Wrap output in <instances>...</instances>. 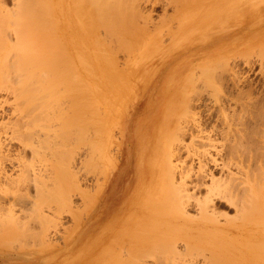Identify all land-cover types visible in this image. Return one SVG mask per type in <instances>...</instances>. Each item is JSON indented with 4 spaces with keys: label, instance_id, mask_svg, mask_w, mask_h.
I'll use <instances>...</instances> for the list:
<instances>
[{
    "label": "rangeland",
    "instance_id": "374dc122",
    "mask_svg": "<svg viewBox=\"0 0 264 264\" xmlns=\"http://www.w3.org/2000/svg\"><path fill=\"white\" fill-rule=\"evenodd\" d=\"M16 1L20 0H0V38H2L0 39L2 45L0 47V237L2 235L0 264H159L158 258L164 259L169 255L167 258L172 259V255L168 253L171 246L166 245L170 242L177 245L178 250L183 249L187 242L199 244L198 247L193 248L195 251L197 248L201 250L200 252L204 251L208 257L212 256L210 259H213V263L209 264H264V0H135L138 1L134 3L139 10L134 14L137 16L135 19L134 16L131 17L133 12L129 11L130 1L127 0L128 3L125 1L127 4H124V1L120 0L122 3L120 6L119 0H111V2L108 0L107 4L106 0H103L104 2L98 0L100 4L99 6L95 4L98 9H94V15L98 17L102 14L107 18L104 20L101 16L100 20L103 19L108 24L111 12L112 16L114 13V17H119L122 13L123 15H120L119 20L115 18V22L111 21L115 24L113 29L105 23H93L94 34L78 31L76 8L72 0H48L54 5L52 11L50 10L54 14H48L51 16L47 22L43 15L38 16L40 22L36 25H40L39 28L42 29H38L39 33L35 39L25 36V32H22L25 30L24 26L21 30L19 27L15 30L17 20L15 22L14 11L20 5L18 4L20 2L16 3ZM34 1V4L39 5L36 10L38 14H44V7L41 6L44 0ZM102 4L105 5V9L104 6L102 8ZM117 5L120 6L118 10ZM99 8L102 9L101 13ZM18 9H21V12L26 11H22L24 9L22 7ZM106 9L110 10V13H106ZM20 11L21 16L25 13L24 19L21 20L25 23L28 14ZM42 22L45 24L42 25ZM116 24L117 27L120 24V28H117ZM49 25L54 30L49 28ZM50 29L54 31V35ZM50 35H53L57 41ZM20 39L22 42L19 41ZM29 41L33 42L34 50L38 48L41 52L35 60L38 63L31 67L32 78L28 81V85L23 87L17 82L18 75L22 82L21 78L25 77L22 74H25L26 70L18 68L15 69L16 72L13 63L24 55V50L30 45ZM46 46L49 50L45 49ZM18 49L23 55L17 51ZM49 53L51 58L47 56ZM39 56L42 58L40 59ZM82 57L93 61L94 66L95 64L104 66L105 60H112L111 62H114L118 69L116 71L118 74L112 73V78L118 82L116 84L121 86L118 89L119 98L114 97L112 103L113 109L116 108L115 111L112 109L113 120L108 134L97 135V138L103 136L101 155L97 154L100 150L95 153L94 148L91 149L89 145L88 139L94 140L93 128L85 127L82 130L73 122L72 125L63 126L62 129L60 123L61 116L65 114L68 115L64 117L65 120L75 121L78 118L69 119L73 117L70 116L74 115L73 112L76 114L74 95L80 88L79 83H75L78 82L76 79L79 73L83 72L88 78V87L92 89V93L94 92V77L91 75L93 72L91 74L84 72L80 63ZM202 67L205 68L204 71L207 70L208 76L204 79L206 75L204 71L202 73L205 75L198 76L197 70L198 81L194 82L196 89H192L195 91V96L190 93L192 90L188 91L192 98L191 105L194 107L191 108L200 117L202 132L209 131L207 134H210V137L216 135V139L221 140H217L219 148L224 147V150L220 151L221 156L225 158L228 151L237 155V164L240 166L230 164V169L234 172L229 174L225 171V175L229 177L223 175V170L213 168L212 170L216 176L222 173L220 176L237 181V192L241 189L239 191L241 194H238L242 196L238 201L244 199L247 203L249 199L250 202L251 200L255 202L254 204L252 202L255 210H251L250 213L248 210V214L246 212L243 215L241 212L244 211L239 210L238 215L235 213L236 206H233L235 205L233 202L237 201V194V197L234 196L236 200L232 198V201L228 196L223 200L215 199L213 206L216 204L214 208L217 209L215 208L214 211L217 212L215 216L218 221L212 222L211 225L204 224V221L197 214L195 215L196 211L191 205L187 206L186 214L178 213L169 202H161V198L156 199L155 196L161 192L164 184L155 173L159 168L157 162L152 160L155 152L152 151L148 157L146 156V149L159 120L156 113L174 94V89L179 92L180 85L176 83L187 73V70ZM19 69L23 71L21 72L23 77ZM62 73L68 77L67 81L66 78L61 81ZM39 81L45 84L42 85ZM204 81L210 83L204 84ZM11 85L14 87L17 85L18 89L24 88L20 89L23 94L32 92L30 96L33 101L30 102L31 100L28 99L30 96L26 94V96L20 94L22 97H19L18 89H12ZM25 88L26 91L29 88L27 92ZM33 90L36 94H33ZM42 102L46 103V106ZM25 107L29 108L28 113L35 112L34 117L27 113L35 118L33 120L28 116L30 122L41 117L40 120L33 122L34 125L26 120L27 115L23 112ZM101 109L100 107V113ZM46 116L49 120V116L51 117V123L46 124H61L58 125L62 129L61 132L69 133L66 137L70 143H65L64 147L57 146V150L61 147L63 151L58 150L57 154L53 143L56 139L52 142L51 137L52 143H49V149L44 150L47 152L51 150L56 154L53 155L49 151L52 154L50 155L43 151L45 160H42V155L38 158L28 146H25L24 143L28 141L24 131L28 130L27 127L30 129L33 127L32 130L40 132V125L43 124ZM27 121L30 126L25 125ZM23 124L26 127H23ZM58 126L57 129H60ZM19 127L21 133L18 134ZM53 129H56L55 125ZM52 130L49 131L50 134ZM235 131L236 147L230 148ZM187 137L189 138L188 133L184 139L187 140ZM198 139V136L194 137V142H198ZM64 153L68 158L70 156L68 153L73 155L70 156L73 159L70 163L71 167H65L68 170L64 167L60 168L64 164L61 163L64 159L61 156ZM184 154L185 152L183 157ZM209 167L212 166L209 164ZM232 176L235 178H231ZM249 177L248 181L252 185L250 183L248 185L245 181ZM254 178L256 181L253 180ZM243 181L249 186L247 187L250 188V192L254 189L253 193H246L249 190L246 185L244 186ZM17 191L19 193L15 194ZM13 192L15 193L12 195ZM63 192L65 195H62ZM57 193L63 197L56 200V203L54 196ZM252 194L253 197L248 198ZM62 198H67L69 202L63 201ZM58 202H61V205ZM249 205L250 203L247 207ZM237 216L240 218L237 219ZM210 250L213 253H210ZM177 260L175 257L172 261L167 260L160 264H175V261L179 264Z\"/></svg>",
    "mask_w": 264,
    "mask_h": 264
},
{
    "label": "bare ground",
    "instance_id": "6f19581e",
    "mask_svg": "<svg viewBox=\"0 0 264 264\" xmlns=\"http://www.w3.org/2000/svg\"><path fill=\"white\" fill-rule=\"evenodd\" d=\"M33 1L34 0H20V1H16V3L17 2H20V3H18V4H20L19 5V7L21 8H24V9H22V11L23 10H26V11H23V12H26V14H28V16H27V19L25 20L26 22L25 23H23L21 20L22 19H24V15H25V13H23V12H21L18 8L19 7H17V4H15L16 5V7H17V9H18V11H17V9L14 11L16 14H17V12H18V14L16 15L15 13H14V16L16 17H14V19H15V22H16V20H17V23H15V30H17V28L19 27V29L21 30V27L22 26H24L25 27V30H22V32H25V36H28V37H33V39H35V37L38 35V33H39V31H38V29L39 30H41L40 28H39V26H37L36 25V23H39L40 21H38V16H42L43 15V17H45V22H47V20H48V18H49V16H51L52 14H54V13H51L50 12V10H51V8H52V6L54 7V5L50 2V1H48V0H44V3L41 5L40 3V5L42 6V7H44V12L46 13V15H45V13L44 14H38V12L36 11L37 10V7L39 6V5H37V4H34L33 3ZM42 1V0H41ZM59 1V0H58ZM73 2V6L76 8V23H77V29H78V31H80L81 33H90V34H94L93 33V23L94 24H98V23H101V24H106V25H108V26H110V27H112V29H113V27L115 26V24L113 23V22H111V21H116V19L115 18H117V20H119L118 18H120V15H119V17H114V13H113V16H112V12H111V14L109 15V18H108V24L104 21L105 19L107 20V18H105V16L103 17V15L101 14V15H99L98 17L97 16H95L94 15V9H98V4H100V1H98V2H94V0H72ZM107 1L108 0H106V4H107ZM124 1V4H127L129 1V3H128V7H129V5L131 4V7H129V11H130V13L131 12H133V14L131 15V17H133L134 16V14H136V12H137V5L135 6V3L136 2H138V1H135V0H128V2H127V0H123ZM125 1L127 2V3H125ZM134 1H135V3H134ZM35 2V1H34ZM43 2V1H42ZM102 2H104L103 0H102ZM109 2V1H108ZM110 2H111V0H110ZM22 3V4H21ZM97 3V5L98 6H96L95 4ZM115 3H117L116 1H115ZM120 0H119V5H120ZM134 3V4H133ZM60 4V3H59ZM105 4V3H104ZM104 4H102V8H103V6H104V9H105V5ZM122 4V3H121ZM108 5H109V3H108ZM114 5V4H113ZM134 5V6H133ZM2 6V5H1ZM61 6V5H60ZM121 6V5H120ZM120 6H116L117 7V10H118V8L120 7ZM125 6V5H124ZM133 6V7H132ZM97 7V8H96ZM113 7V6H112ZM62 8V7H61ZM106 8H107V6H106ZM109 8H111L110 6H109ZM132 8V9H131ZM103 9V10H104ZM123 9V8H122ZM131 9V10H130ZM136 9V11H134V10ZM75 10V9H74ZM74 10H73V12H74ZM102 9L101 8H99V12L101 13L102 11H101ZM114 10V9H113ZM9 11V10H8ZM17 11V12H16ZM19 11L21 12V13H23L22 15L23 16H21V14L19 13ZM52 11V10H51ZM96 11V10H95ZM106 11H107V9H106ZM110 11V10H109ZM109 11H107L106 13H108ZM122 11H124V10H122ZM128 11V12H129ZM139 11V10H138ZM74 12V13H75ZM104 12H105V10H104ZM118 12V11H117ZM5 13V12H4ZM51 13V15H49L48 16V14H50ZM100 13H98V14H100ZM110 13V12H109ZM119 13H121V12H119ZM63 14V13H62ZM97 14V15H98ZM138 14V13H137ZM4 16L6 15V14H3ZM45 15V16H44ZM108 15V14H107ZM115 15H116V13H115ZM122 15H123V13H122ZM121 15V16H122ZM140 15V14H139ZM142 15V14H141ZM3 16V17H4ZM7 16V15H6ZM5 16V17H6ZM17 16H19V18L17 17ZM47 16V17H46ZM103 17L104 18V20L102 19V20H100V17ZM107 17V16H106ZM114 17V18H113ZM137 16L135 15L134 16V19L136 18ZM7 18H10V17H8L7 16ZM62 18V17H61ZM75 18V17H74ZM114 20H113V19ZM124 18V17H123ZM130 20H131V18L130 17H128ZM143 18H145L144 16H143ZM53 19V18H52ZM146 19V18H145ZM19 20V21H18ZM24 21V20H23ZM43 21V20H42ZM54 21H55V19H54ZM101 21H104V22H101ZM110 21V22H109ZM121 21V20H120ZM133 21H135V20H133ZM132 21V22H133ZM22 22V23H21ZM7 23H9V22H7ZM43 23V22H42ZM53 24V22H49V24ZM113 23V24H112ZM4 24V23H3ZM14 24V23H13ZM45 23H43L42 25H44ZM51 24V25H52ZM55 25V24H54ZM105 25V26H106ZM117 25L118 24H116V27H117ZM10 26V25H9ZM14 26V25H13ZM47 26H48V24H47ZM119 26H120V24H119ZM118 26V27H119ZM23 27V28H24ZM42 27V26H41ZM117 27V28H118ZM122 27V26H121ZM45 28H46V26H45ZM49 28H52V27H50V25H49ZM49 28H47V29H49ZM120 28V27H119ZM123 28V27H122ZM12 29H14V28H12ZM46 30V29H45ZM44 30V31H45ZM51 30V29H50ZM52 30H54L53 28H52ZM51 30V31H52ZM44 31H42V32H44ZM12 32V31H11ZM18 32H19V30H18ZM48 32V31H47ZM54 31H52V33H53ZM1 33H2V31H1ZM10 33V32H9ZM14 33V32H13ZM45 33V32H44ZM49 33H51V32H49ZM51 33V34H52ZM3 34V33H2ZM23 34V33H22ZM47 35V34H46ZM49 35V34H48ZM53 35H54V33H53ZM53 35L51 36L52 38H54L53 37ZM94 36H96V35H94ZM1 37V36H0ZM24 37V36H23ZM27 37V38H28ZM51 37H49V38H51ZM56 37V36H55ZM137 37V36H136ZM58 38V37H57ZM0 39H2V38H0ZM3 39H5V38H3ZM29 39V38H28ZM27 39V40H28ZM33 39H32V41H33ZM94 39H95V37H94ZM125 39V38H124ZM136 39V38H135ZM14 40H15V38H14ZM54 40H56L55 38H54ZM97 40V39H96ZM4 41V40H3ZM19 41H21V39L19 40ZM51 41V40H50ZM57 41V40H56ZM60 41V40H59ZM104 41V40H103ZM15 42L18 44V42H17V40H15ZM22 42V41H21ZM20 42V43H21ZM55 42V41H54ZM96 42V41H95ZM105 42V41H104ZM104 42H102V43H104ZM3 43V42H2ZM16 43L14 44V45H16ZM28 43V42H27ZM29 43H30V45H28V49H23L24 51H25V53H24V55H23V53H21V50H17L18 52L20 51V53L23 55V56H21L20 57V59L19 60H16V62H14L13 64H15V67L16 68H14V70L15 69H18V68H20V69H22V68H24L26 71H25V74H22L23 76L25 75V77H23L22 75H21V72H23V71H21L20 69V75L23 77V78H21V80H22V82L20 81V77H19V75H18V83H20V84H22V86L23 87H25L24 85H28L27 83H28V81H30V78H32V77H30V76H32V69H31V67H32V65L33 64H36V63H38L37 61H35L36 59H37V57H38V54H40V52H41V49H38V48H36V50H34L35 48H33L32 46H34V44H33V42H30L29 41ZM36 43V42H35ZM60 43H62L61 41H60ZM97 43H98V41H97ZM101 43V44H102ZM0 44H1V41H0ZM3 44H5V42L3 43ZM33 44V45H32ZM42 44V43H41ZM41 44H36V45H41ZM125 44V43H124ZM19 45V44H18ZM17 45V46H18ZM44 45V44H43ZM42 45V46H43ZM97 45V44H96ZM2 45H0V47H1ZM63 46V45H62ZM61 46V47H62ZM101 46V45H100ZM106 46V45H105ZM109 46V45H108ZM13 47H15V46H13ZM24 47V46H23ZM102 47V46H101ZM40 48V47H39ZM48 49L49 50V48L46 46L45 47V49ZM52 48V47H51ZM65 48V47H64ZM96 48H98V47H96ZM100 48V47H99ZM106 48H109V47H107L106 46ZM12 49H14V48H12ZM22 49V48H21ZM46 49V50H47ZM67 49V48H66ZM9 50V49H8ZM42 50H43V47H42ZM51 50V49H50ZM97 50V49H96ZM106 50V49H105ZM108 50V49H107ZM15 51V50H14ZM45 51V50H44ZM104 51V50H103ZM108 51H110V50H108ZM100 52V51H99ZM106 52V51H105ZM112 52V51H111ZM42 53H43V51H42ZM41 53V54H42ZM67 53V52H66ZM79 53H80V51H79ZM85 53V52H84ZM47 54H48V52H47ZM105 54V53H104ZM44 55H45V53H44ZM44 55H42V57L44 56ZM68 55V54H67ZM90 55V54H89ZM98 55H100V53L98 54ZM110 55H111V53H110ZM47 56H51V54L49 53V55H47ZM85 56V55H84ZM104 56V55H103ZM103 56H101V58L103 57ZM106 56V55H105ZM42 57H40L39 56V58L41 59ZM49 57H46V59H49ZM18 58V57H17ZM51 58V57H50ZM65 58V57H64ZM98 58V57H97ZM106 58H107V56H106ZM110 57L108 56V59H109ZM112 59H113V56L111 57ZM43 59H45V57H43ZM42 59V60H43ZM66 59V58H65ZM64 59V60H65ZM105 60L106 61V63H105V65L103 66V65H97V64H95L96 66H94L93 64V61H89L88 59H87V57H82L81 59H80V63H81V65H82V69L84 70V72L86 73V72H89L90 74H91V72H93L91 75L94 77V92L92 93L91 91H92V89L90 88V87H88V84L89 83H87V80H88V78L83 74V72L82 73H79V75H78V78L76 79V80H78V82H75V83H79L78 85L80 86V88L78 89V92H76V90H75V95H74V97H75V100H74V108H75V110L74 111H76V114H75V112H73V114L74 115H70V116H73V117H75V115H76V117L75 118H73V117H70L69 119H73V120H75L77 117V119L75 120V121H69L68 119L67 120H65L64 119V117L66 116V114H65V116H61V122H60V120H58L61 124H58L59 126L61 125V128L63 129V126H69L70 124L72 125V123L73 124H76V126L77 127H79V129H82V130H84L85 129V127H90V129L91 128H93L92 130H94V140H92V141H94L93 142V144H90V143H92V141L90 140V139H88V141H90V143H89V145H93L92 147L90 146V148L92 149V148H94V151H95V153L97 152V151H99L97 154L98 155H101L102 153H101V151H102V149H100V147L102 148V141H101V138L103 137H99V138H97V135L99 136V135H102V134H108V130H109V127H110V124H111V122H112V118H113V112H112V109H113V105H112V103H113V100H114V97H117V99L119 98V90L118 89H120L121 88V86L119 87V84H116V83H118V82H116L115 81V79H113L112 78V73H114V72H116V71H118V69L116 68V66H115V64H114V62H111L110 60ZM94 60V59H93ZM98 60V59H97ZM96 60V61H97ZM46 61V60H45ZM55 61V60H54ZM79 61V60H78ZM104 61V60H103ZM66 62V61H65ZM91 62V63H90ZM2 63H4V62H2ZM45 63V62H44ZM96 63H98V62H96ZM92 64V65H91ZM40 65V64H39ZM46 65V64H45ZM65 65V64H64ZM2 66H3V64H2ZM41 66H43L44 67V65H41ZM49 66V65H48ZM47 66V67H48ZM53 66V65H52ZM52 66H50L51 68H52ZM94 66V67H93ZM5 67H7L6 65H5ZM9 67H10V65H9ZM12 67V66H11ZM42 67V68H43ZM66 67V66H65ZM120 67V66H119ZM211 67V66H210ZM13 68L11 69V70H13ZM34 69H36L35 67H34ZM14 70L12 71V72H14ZM18 70V71H19ZM23 70V69H22ZM41 70V69H40ZM65 70H67V69H65ZM197 70H198V72H200V73H198L197 72ZM205 70V68L204 67H202V68H197V69H189V70H187V73L186 74H184V76H179V77H181L179 80H178V82L176 83L177 85L179 84L180 85V89H178L179 90V92L177 93L176 92V89H174V94H172V96L170 97V98H168V100L166 101V103H165V105H164V107L160 110L159 109V111L156 113V116H158V118H159V120L157 121V123H156V126H155V131H154V135L152 136V138H151V142H150V144H149V146L147 147V149H146V156L148 157L149 156V153L150 152H155V155H153L152 156V160L153 161H156L157 162V164L159 165V168H157V172H156V170H155V173L157 174V176L158 177H160V179L162 180V182H163V189L161 190V192L159 193L158 192V194H157V196H155L156 197V199L157 198H159V200H160V198H161V202H169V205L170 204H172L173 206H174V209L176 210V212H180V213H184V214H186L187 213V210H186V208H187V206L188 205H191L194 209H195V211H196V213H195V215L197 214L201 219H202V221H204L203 223L204 224H212V222H216V221H218L217 219H216V213L217 212H215L214 211V209L216 208H214V206L216 205H214L213 206V203H214V200L215 199H221L222 198V200H223V198L225 199V197L226 196H228L229 198V200L231 199V201H232V198H234V196H236V194L238 195V198H236L237 199V201H238V199H239V197L241 196V195H239V194H241L239 191H241V187H240V185L242 184L243 185V183L241 182V184L239 185V191L237 192V187H238V183H237V181L236 182H234L233 180L231 181L229 178H225V177H223V175H225V173L227 172V173H231L232 171H231V169H230V164H232V166H239L238 164H237V155L235 156V154H231V152H227L226 153V157L224 158V157H222L221 156V153H220V151L222 152V150H224L223 148L224 147H220L219 148V146L220 145H218L219 144V142H217V140L218 139H216L217 138V136L215 137L214 135H212V136H214V137H210L207 133L209 132H207L206 133V130L204 129V127H203V129L205 130V131H203L202 132V126H201V120H200V117H199V115H198V113L195 111V110H193L192 108H194V107H192V103H191V95L190 94H188V91H190V90H192V89H196L194 86H195V84H194V82H195V80H196V78H197V74H198V76H199V74L201 75V74H204V73H202V71H204ZM10 71V70H9ZM8 71V72H9ZM16 71V70H15ZM35 71V70H34ZM62 71H64V70H62ZM207 71V70H206ZM206 71H204L205 72V74H206ZM17 72V71H16ZM36 72V71H35ZM38 72V71H37ZM65 72V71H64ZM196 72H197V74H196ZM46 73V72H45ZM117 73V72H116ZM118 74V73H117ZM204 74V75H205ZM9 75V74H8ZM11 75V74H10ZM37 75H40V74H37ZM37 75H35V77L37 78ZM52 75V74H51ZM115 75V74H114ZM119 75H120V73H119ZM203 75V76H204ZM6 76H7V74H6ZM15 76V75H14ZM118 76V75H117ZM208 76V74H206L205 76H204V79H206L205 77H207ZM41 77V76H40ZM53 77V76H52ZM58 77H60V76H58ZM201 77V76H200ZM212 77V76H211ZM66 78V80L65 81H67L68 79V77L65 75V73L63 74L62 73V77H61V81H64V79ZM16 79V78H15ZM15 79H14V81H15ZM35 79V78H34ZM38 79V78H37ZM42 79V78H41ZM51 79V78H50ZM53 79H54V77H53ZM59 79V78H58ZM121 79V78H120ZM7 80H9V79H7ZM49 80V79H48ZM60 80V79H59ZM11 81V80H10ZM9 81V82H10ZM20 81V82H19ZM34 81V80H33ZM44 81H46V78H44ZM49 81H51V80H49ZM196 81H198V80H196ZM16 82V81H15ZM16 82V83H17ZM39 82H41V81H39ZM38 82V83H39ZM60 82V81H59ZM176 82V81H175ZM206 82H209V81H206ZM205 81H204V84L206 83ZM17 83V84H18ZM31 83V82H30ZM36 83V82H35ZM37 83V84H38ZM47 83H49V84H51L52 82H47ZM210 83V82H209ZM36 84V85H37ZM40 84V83H39ZM41 84L42 85H44L45 83H43V82H41ZM175 84V83H174ZM202 84V83H201ZM203 84V85H204ZM13 85H14V83H13ZM33 85H34V83H33ZM76 84H74V86H75ZM78 85H76V86H78ZM172 85V84H171ZM205 86V85H204ZM11 87H12V89H14V88H17V85H16V87H14V86H12L11 85ZM18 87H20L19 85H18ZM27 87V86H26ZM31 87H32V84H31ZM46 87H47V85H46ZM49 87V86H48ZM93 87V86H92ZM119 87V88H118ZM194 87V88H193ZM197 87V86H196ZM22 88V87H21ZM20 88V89H21ZM36 88V87H35ZM77 87H75V89H76ZM11 89V90H12ZM18 89V88H17ZM20 89H18V92H19V97H22V96H20V94H22L23 96H26V95H28V96H30V94L32 93V92H28V93H30V94H26V93H22V91L20 90ZM22 89H24V88H22ZM29 89V88H28ZM28 89H27V91H28ZM36 89H38V88H36ZM14 90H16V89H14ZM43 90V89H42ZM202 90V89H201ZM26 91V88H25V92H27ZM31 91H32V89H31ZM34 91V90H33ZM118 91V92H117ZM14 92V91H13ZM50 92H51V90H50ZM49 92V93H50ZM193 93V96H195L194 94V92L195 91H190V93ZM199 92H200V88H199ZM198 91H197V93H199ZM202 92H203V90H202ZM205 92V91H204ZM36 94V92L34 91L33 92V94ZM37 93H40V92H37ZM17 94V93H16ZM16 94H14V95H16ZM26 94V95H25ZM18 95V94H17ZM197 95V94H196ZM200 95V94H199ZM50 96V95H49ZM198 96V95H197ZM201 96H202V94H201ZM18 97V96H17ZM16 97V98H17ZM31 97L32 96H30V98H28L29 100H31L30 102H32L33 100L31 99ZM197 98H199V97H197ZM18 99V98H17ZM24 99V98H23ZM27 99V98H26ZM27 99V101H29ZM117 99H115V101L117 100ZM200 99V98H199ZM20 100V99H19ZM19 100H17V101H19ZM40 100H41V98H40ZM43 101V100H42ZM194 101V100H193ZM45 102H46V100H45ZM34 103H36V102H34ZM33 103V104H34ZM43 103V102H42ZM27 104H28V102H27ZM30 104V103H29ZM32 104V103H31ZM30 104V105H31ZM44 104V103H43ZM42 104V105H43ZM52 104V103H51ZM38 105H41V103L39 104L38 103ZM45 106H46V103L44 104ZM47 105H48V103H47ZM19 106V105H18ZM22 106H24V105H22ZM21 106V107H22ZM34 106V105H33ZM55 106V105H54ZM60 106V105H59ZM44 107V106H43ZM100 107L102 108L101 109V113L99 112V110H100ZM192 107V108H191ZM230 107V106H229ZM19 108V107H18ZM42 108V107H41ZM61 108V107H60ZM24 109V108H23ZM27 109H29V108H26L25 107V109H24V115H27V113L29 112ZM31 109H33V108H31ZM30 109V110H31ZM35 109V108H34ZM59 109V108H58ZM197 109V108H196ZM222 109V108H221ZM26 110V111H25ZM37 110H41V109H37ZM36 110V111H37ZM42 110H43V108H42ZM114 110V109H113ZM115 110H116V108H115ZM114 110V111H115ZM15 111V110H14ZM21 111H22V108H21ZM35 111V110H34ZM59 111V110H58ZM40 112V111H39ZM53 112H55V111H53ZM15 113V112H14ZM22 113V112H21ZM42 113H43V111H42ZM115 113V112H114ZM28 114H31L33 117H34V114H35V112H34V114H32V113H28ZM37 115H39L38 113H36ZM41 114V113H40ZM78 114V115H77ZM92 114V115H91ZM22 115V114H21ZM31 115H27L26 116V120L28 119L27 117L28 116H30L31 117ZM36 115V116H37ZM53 115V114H52ZM39 116H42V115H39ZM68 116V115H67ZM66 116V117H67ZM29 117V118H30ZM33 117H31V119H35V118H33ZM57 117V116H56ZM55 117V118H56ZM62 117H63V119L65 120H63L62 119ZM40 118L41 117H37V119H39L40 120ZM49 118H50V120L48 119V116H46L44 119L45 120H43V124L42 125H40V132L39 131H35V130H32V129H34L33 127L30 129L29 127H27L28 128V130H26V132L24 131V135L26 136V139H27V141H28V143H24L25 144V146H28L30 149H31V152H33V153H35L36 154V156H38V158H40L41 156L40 155H44V153L45 152H47V150H44V149H46V148H48L49 149V143L51 142V140H52V142H53V139L55 140V142H53V143H55V148H54V150H56L57 151V154H58V150L60 151H62V148L61 147H59L60 149H56V147L57 146H65V143H70V141H69V139H67V137H66V134H68L69 135V133H64V132H61V128L55 123H52V124H54L55 125V128L56 129H53L54 128V125H53V127L50 129V127L52 126V124H50L51 122V117L49 116ZM58 118V117H57ZM225 118V117H224ZM31 119L29 120L28 119V121L30 122L31 121ZM37 119L35 120V121H32V122H30V124L31 125H34V123L33 122H36L37 121ZM43 119V118H42ZM41 119V120H42ZM227 119V118H226ZM24 120V119H23ZM39 120H38V122H39ZM57 120V119H56ZM63 120V121H62ZM78 120V121H77ZM28 121L26 122V124L25 125H28V126H30V124H28ZM44 121H46L45 122V124H44ZM52 121H53V119H52ZM69 122V123H65V122ZM37 122V123H38ZM47 122H50L49 124H46ZM57 122V121H56ZM225 122V121H224ZM22 123V122H21ZM227 124H228V122H226ZM17 124H18V122H17ZM41 124V123H40ZM260 125V124H259ZM19 126V125H18ZM38 126V125H37ZM56 126H58L60 129H57V127ZM75 126V127H76ZM204 126V125H203ZM225 126V125H224ZM243 126V125H242ZM21 127H22V125H21ZM21 127H19V129H17V131H18V134L19 133H21V131H20V128ZM23 127H26V126H24V124H23ZM22 127V128H23ZM34 127H36V124H35V126ZM215 127V126H214ZM219 127V126H218ZM39 128V127H38ZM72 128V127H71ZM74 128V127H73ZM13 129V128H12ZM15 129V128H14ZM30 129V130H29ZM53 129V130H52ZM65 129V128H64ZM207 129V128H206ZM213 129V128H212ZM217 129V128H216ZM22 130H24V128L22 129ZM50 130H52V134H50L51 132H49ZM68 130V129H67ZM69 130H70V128H69ZM211 130V129H210ZM250 130H252V129H249V131ZM256 130V129H255ZM16 131V130H15ZM66 131V130H65ZM232 131V130H231ZM218 132V131H217ZM225 132V131H224ZM257 132V131H256ZM17 133V132H16ZM62 133V134H61ZM188 133V136H189V138L187 139V140H185L184 139V137H185V135ZM221 133H222V131H221ZM239 133V132H238ZM17 134V135H18ZM213 134V133H212ZM217 134V133H216ZM247 135H248V133H246ZM220 135V134H219ZM228 135V134H227ZM226 135V136H227ZM236 135H237V133H236V131L234 132V134L232 135L233 136V142L230 144V148H235L236 147ZM253 135V134H252ZM256 135V134H255ZM20 136H21V134H20ZM50 136V137H49ZM88 136V135H87ZM198 136V142H194V137H197ZM243 136V135H242ZM259 136V135H258ZM51 137H52V139H51ZM18 138V137H17ZM65 138H66V140H65ZM84 138V137H83ZM92 138V139H93ZM253 138V137H252ZM25 139V140H26ZM51 139V140H50ZM222 139V138H221ZM225 139V138H224ZM68 140V141H67ZM77 140H78V138H77ZM85 140V139H84ZM246 140V139H245ZM23 141V140H22ZM67 141V142H66ZM79 141H81V140H79ZM82 141H83V139H82ZM87 141V142H88ZM218 141H221L220 139L218 140ZM225 141V140H224ZM250 141V140H249ZM249 141H248V143H249ZM51 142V143H52ZM252 142V141H251ZM81 143V142H80ZM86 143V142H85ZM226 143V142H225ZM224 143V144H225ZM253 143H254V141H253ZM22 144V143H21ZM87 144V143H86ZM51 146L50 147H52V144H50ZM25 146H22V147H25ZM53 147H54V145H53ZM243 147V146H242ZM248 147H249V145H248ZM258 147V146H257ZM58 148V147H57ZM238 148V147H237ZM251 148V147H250ZM25 149V148H24ZM212 149H213V151L214 152H212ZM220 149V150H219ZM261 149V148H260ZM52 150H53V148H52ZM53 150V151H54ZM64 150V149H63ZM210 150H211V152H210ZM230 150H232V149H230ZM245 150H246V147H245ZM248 150V149H247ZM246 150V151H247ZM250 150H252V149H250ZM43 151H45L44 153H43ZM50 152H51V150H49ZM47 152V153H50V152ZM60 151V152H61ZM219 151V152H218ZM63 152V151H62ZM183 152H185V156L183 157ZM238 152V151H237ZM244 151H241V153H243ZM52 154L54 153V152H51ZM50 153V155H52ZM34 154V155H35ZM38 154V155H37ZM54 154H56V153H54ZM53 154V155H54ZM60 155H61V153H59ZM65 154L66 153H64V155L63 156H61L62 158H64L63 160H62V164H63V162H64V164L63 165H61L60 166V168L61 167H64V169L65 170H68L67 168H69V167H71L70 166V163H71V161H73V159L70 157V156H73V155H71L72 153H68L70 156H69V158L68 157H66L65 156ZM224 154V153H223ZM246 154H247V152H246ZM252 154V153H251ZM45 155H48V154H45ZM59 155V156H60ZM32 156V155H31ZM35 156V157H36ZM58 156V155H57ZM58 156V157H59ZM3 157V156H2ZM50 157V156H49ZM57 157V158H58ZM92 157V156H91ZM44 158V159H43ZM46 158H48L47 156H46ZM61 158V159H62ZM68 158V159H67ZM252 158H254V157H252ZM54 159V158H53ZM189 159V161L187 162V160ZM239 159V158H238ZM42 160H45V157L43 156L42 157ZM89 160V159H88ZM243 160H246V159H243ZM53 161V160H52ZM55 161V160H54ZM59 161V160H58ZM58 161H56V163L58 162ZM254 161V160H253ZM251 162V161H250ZM75 163V162H74ZM194 163H196V164H194ZM209 164L212 166V167H209ZM240 164H242V163H240ZM252 164V163H251ZM249 165V164H248ZM262 165V164H261ZM68 166V167H67ZM73 166H74V164H73ZM72 166V167H73ZM65 167H67V168H65ZM240 167V166H239ZM249 167V166H248ZM247 167V168H248ZM252 167H254V166H252ZM30 168V167H29ZM212 168L213 169H218L219 171H224V173H223V175L222 176H216V173H214V170H212ZM234 168V167H233ZM235 168H238V167H235ZM255 168V167H254ZM105 169V168H104ZM248 169H250V167L248 168ZM257 169V168H256ZM30 170V169H29ZM247 170V169H246ZM251 170V169H250ZM250 170H249V172H250ZM253 170V169H252ZM27 171V170H26ZM104 171V170H103ZM226 171V172H225ZM230 171V172H229ZM238 171H239V169H238ZM242 171H243V169H242ZM260 171V170H259ZM24 173H25V171H23ZM234 172V171H233ZM232 172V173H233ZM253 172V171H252ZM21 173V172H20ZM68 174H69V172H67ZM71 173V172H70ZM237 173V172H236ZM244 173V172H243ZM247 173V172H246ZM251 173V172H250ZM23 174V173H22ZM34 174V173H33ZM103 174V173H102ZM217 174H219V173H217ZM242 174V173H241ZM264 174V173H263ZM70 175V174H69ZM234 175V174H233ZM247 175V174H246ZM248 175H249V173H248ZM257 175V174H256ZM23 176V175H22ZM225 176H228L229 177V175H225ZM236 176V175H235ZM238 176V175H237ZM241 176V175H240ZM259 176V175H258ZM24 177H25V175H24ZM23 177V178H24ZM70 177H72V176H70ZM245 177V176H244ZM231 178H235V177H231ZM237 178V177H236ZM240 178V177H239ZM252 178V177H251ZM259 178H261V177H259ZM19 179H21V178H19ZM245 179V178H244ZM25 180H28V179H25ZM241 180H242V177H241ZM240 180V181H241ZM248 180H250V177H249V179L247 178V179H245V181H247V183H248V185H249V183H250V181H248ZM254 181H256V179L254 178L253 179ZM260 180V179H259ZM8 181V180H7ZM22 181V180H21ZM258 181V180H257ZM26 182V181H25ZM28 182V181H27ZM244 182V181H243ZM12 183V182H11ZM15 183V182H14ZM97 183V182H96ZM245 183V182H244ZM260 183V182H259ZM6 184V183H5ZM7 185H10V184H7ZM18 185V184H17ZM16 185V186H17ZM23 185V184H22ZM246 185V186H245ZM246 183L244 184V186L246 187V188H248L249 186H248ZM250 185H252L251 183H250ZM260 185V184H259ZM12 186V185H11ZM18 186H21V185H18ZM248 186V187H247ZM5 187V186H4ZM253 187V186H252ZM256 187V186H255ZM246 188H244V189H246ZM11 189V188H10ZM17 189H18V187H17ZM253 189V188H252ZM242 190H243V188H242ZM247 190V189H246ZM248 190H249V192H246V193H253L252 191H254V189L250 192V188H248ZM247 190V191H248ZM96 191V190H95ZM60 192V191H59ZM65 192V191H64ZM62 193V195L64 194L65 195V193ZM87 192V191H86ZM15 192H13L12 193V195L14 194ZM19 192L17 191L15 194H18ZM82 193H83V191H82ZM239 193V194H238ZM242 193H243V191H242ZM245 193V192H244ZM245 193V194H246ZM8 194V193H7ZM60 194V193H59ZM58 193H57V195L56 196H54V195H52V196H54L55 197V202H56V200L58 201L59 199H61L60 197H63V196H61V195H59ZM82 195V194H81ZM247 195V194H246ZM248 196V195H247ZM56 197H57V199H56ZM67 197V196H66ZM245 199H246V196H243ZM251 197H253V194H252V196H249L248 198H250L251 199ZM234 198V199H235ZM240 198H242V196L240 197ZM247 198V199H248ZM255 198V197H254ZM13 199V198H12ZM20 199V198H19ZM51 199H54V198H52L51 197ZM63 199V201L65 200V202H69V200L67 201V198H62ZM84 199V198H83ZM235 199V200H236ZM246 199V200H247ZM253 199V198H252ZM14 200V199H13ZM234 200V201H235ZM256 200V199H255ZM63 201L61 200V202L63 203ZM235 201V202H233V204H235V205H233L234 207L236 206V209H235V213H237L238 215H239V212L240 211H244L243 213L241 212V214L243 215V214H246V212H247V214H248V210H249V213H250V211L251 210H255L254 209V205L252 206V202H253V204L255 203L254 202V200H251L252 202H250V200L248 199V201H247V203H245L244 202V199H242V200H240V201ZM61 202H58V203H60V205H61ZM57 203V202H56ZM88 203H90V202H88ZM250 203V205L247 207V204H249ZM68 204V203H67ZM168 204V203H167ZM246 204V205H245ZM63 205V207L65 206L64 205V203L62 204ZM251 206L253 207V209L251 208ZM257 206V205H256ZM256 206H255V208H256ZM263 206V205H262ZM244 207H246L247 208V211H245L246 210V208H244ZM191 208V207H190ZM243 208H244V210H243ZM263 208H264V206H263ZM1 209V208H0ZM11 209V208H10ZM217 209V208H216ZM240 210V211H239ZM256 210H258V206H257V209ZM239 211V212H238ZM261 211V210H260ZM220 212H219V210H218V214H219ZM225 213V212H224ZM224 213H222V214H224ZM217 214V215H218ZM221 214V215H222ZM227 214V213H226ZM220 215V214H219ZM193 216V215H192ZM241 216V215H240ZM218 217V216H217ZM238 217V216H237ZM240 217H238L237 219H239ZM15 219V218H14ZM236 219V218H235ZM234 219V220H235ZM6 220H7V217H6ZM233 220V219H232ZM4 221V220H3ZM13 221V220H12ZM16 221V220H15ZM1 222V221H0ZM14 222V221H13ZM5 223V221L3 222V224ZM15 223V222H14ZM9 224H11V221H10V223ZM5 226V225H4ZM204 227V226H203ZM210 228V227H209ZM11 231V230H10ZM2 233H4V232H2ZM1 234V233H0ZM16 234V233H15ZM1 237H2V235H1ZM0 237V238H1ZM193 241V240H192ZM153 243V242H152ZM170 243H172V242H170ZM170 243H166V245H168L167 247H169V246H171V248L169 249V248H167V249H169L170 251H168V253L169 254H171L172 255V259H175V257L178 259L177 261H178V263L179 264H198V263H202V264H209L210 262L211 263H213V259H210L211 257H208V256H206V254L204 253V251L203 252H200L201 250H197L196 249V251L194 250V248H196V247H198V245L196 244V243H192V242H187L185 245H184V250L182 249H177V245L175 246V244H171L170 245ZM175 243V242H174ZM18 244V243H17ZM165 244V243H164ZM156 245V244H155ZM154 245V246H155ZM166 245H164V246H166ZM195 245H197V246H195ZM2 246V245H1ZM23 246V245H22ZM151 246V245H150ZM161 247H163V246H161ZM194 247V248H193ZM160 248V247H159ZM147 249V248H146ZM166 249V250H167ZM134 250V249H133ZM203 250V249H202ZM182 251V252H181ZM209 253V252H208ZM210 253H213V251L212 250H210ZM124 254V253H123ZM210 255V254H209ZM169 256V255H168ZM167 256V257H168ZM167 257H165L164 259H161V258H156L157 260H158V262L160 261V263H165L167 260H171L172 261V259H168ZM199 257H201V259L199 260ZM126 258V257H125ZM232 258V257H231ZM221 260V259H220ZM174 261V260H173ZM222 261V260H221ZM157 262V263H158ZM159 263V264H160ZM175 264H177L176 263V261L174 262Z\"/></svg>",
    "mask_w": 264,
    "mask_h": 264
}]
</instances>
